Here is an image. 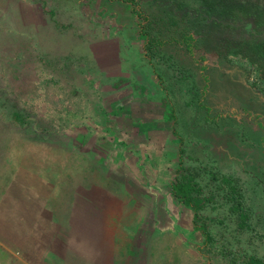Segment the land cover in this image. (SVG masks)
<instances>
[{"label": "rangeland", "instance_id": "rangeland-1", "mask_svg": "<svg viewBox=\"0 0 264 264\" xmlns=\"http://www.w3.org/2000/svg\"><path fill=\"white\" fill-rule=\"evenodd\" d=\"M232 3L248 5L250 23H264V0H136L147 22L123 0H0L2 206L12 205L15 189H41L37 175H46L57 190L92 193L95 206L108 208L117 264L264 261V83L256 73L264 54L221 40L224 32L218 41L205 22L194 26L195 7ZM190 28L195 58L177 43L157 53L146 47L147 31L171 39ZM202 65L214 75L203 100L212 109L207 119L198 100ZM175 129L184 135L185 165L200 169L205 187L218 172L245 191L248 228L222 192L204 208L217 237L204 252L192 209L171 193ZM10 250L0 264H15Z\"/></svg>", "mask_w": 264, "mask_h": 264}, {"label": "crops", "instance_id": "crops-1", "mask_svg": "<svg viewBox=\"0 0 264 264\" xmlns=\"http://www.w3.org/2000/svg\"><path fill=\"white\" fill-rule=\"evenodd\" d=\"M211 67L201 71L210 82ZM36 182L41 189H15L9 208L0 201V253L14 247L15 264H117V222L108 208L95 206L92 193L57 190V180L46 175H37Z\"/></svg>", "mask_w": 264, "mask_h": 264}, {"label": "trees", "instance_id": "trees-1", "mask_svg": "<svg viewBox=\"0 0 264 264\" xmlns=\"http://www.w3.org/2000/svg\"><path fill=\"white\" fill-rule=\"evenodd\" d=\"M134 5L135 11H137V15L141 17L144 22H147L149 19L146 15H143L140 7L136 5V0H123ZM246 6V7H244ZM248 5H242L241 3H232L229 8H222V10H217L214 7H210L209 9H202L201 7H195L196 11L195 19L199 20L197 25L194 26H204V22L210 26L212 36L216 35V39L220 41V35L224 32L221 40L232 41L233 43H241V44H250L252 41L257 39V35L264 34V23L255 22L256 26H251L252 23L247 21L246 18L253 15L252 10L247 9ZM250 11V12H247ZM260 12H264L262 9ZM250 20V19H249ZM246 24L247 27L240 33V28L242 24ZM249 24V25H248ZM249 27V29H248ZM144 30V29H143ZM194 29H187L183 31L181 38L173 37L171 39H164L158 34L152 35L150 32H146L148 50L150 52H159L163 47L168 44L177 43L184 46L186 52L193 58H195V43L196 36L193 32ZM199 30V29H198ZM228 31L230 36L225 37V33ZM207 37H205V40ZM209 38V37H208ZM248 38V39H246ZM260 39V38H258ZM264 39V37H263ZM234 47L240 49V45L235 44ZM212 48V47H211ZM260 50L257 53L264 54V43L259 47ZM212 55H219L218 51L212 50ZM253 54V53H250ZM245 56H249V53H245ZM251 57V56H249ZM197 63V61H195ZM207 69V65H202L201 71H205ZM204 84L200 90V97H198L199 103L201 107L206 111L205 118L208 116V113L212 111L211 106L204 103V98L206 97V93H208L210 78L202 74ZM23 114L18 111H14L12 113V117L15 120H22ZM171 117L174 119L175 123L178 120V115H176L175 111L172 112ZM207 119V118H206ZM176 136L180 138V147H179V166L175 170L173 179L170 183L171 193L174 199L183 206L190 207L193 211V231L194 233L200 235L202 238V242L199 245V251L204 252L210 245L216 243L217 237L212 232L210 226L209 217L203 212L204 208L211 204L217 195L218 192H222L223 196L226 198L227 202L230 203V207L232 210L238 214L240 218V226L242 228L250 227L249 220L250 213L248 208L245 205V191L240 183V181L230 174H220L218 172H212L211 174V182L209 187H205L200 180L199 176L200 169H192L185 165L184 156L186 155V149L184 147V138L182 132L175 131ZM181 136V137H180ZM212 183L215 186L212 189ZM245 264H264V261L261 258L256 257L255 255H246L244 256Z\"/></svg>", "mask_w": 264, "mask_h": 264}, {"label": "flooded vegetation", "instance_id": "flooded-vegetation-1", "mask_svg": "<svg viewBox=\"0 0 264 264\" xmlns=\"http://www.w3.org/2000/svg\"><path fill=\"white\" fill-rule=\"evenodd\" d=\"M251 18V17H250ZM250 18H248V19H250ZM251 26H254V28H255V26H256V24H255V22H252V25ZM248 29H249V27H248ZM257 37V39L256 40H254V41H252L250 44H243L244 46L246 45L247 47H250V49L251 48H255V50H257V51H255V52H259V50H260V48L259 47H261V45L264 43V39H263V37H264V34L263 35H257L256 36ZM258 38H260V39H258ZM246 39H248V38H246ZM252 45V46H251ZM246 49V48H245ZM248 51V50H247ZM254 52V53H255ZM259 54H261V53H258V56H259ZM261 57V56H260ZM256 73H257V76H258V78L257 79H259V81H262L263 83H264V61L262 60V59H258L257 61H256Z\"/></svg>", "mask_w": 264, "mask_h": 264}]
</instances>
